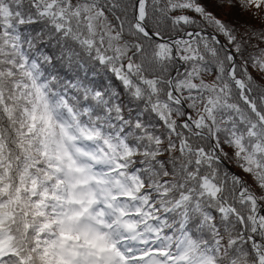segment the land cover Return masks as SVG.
Here are the masks:
<instances>
[{
	"label": "snow or ice",
	"instance_id": "6c2138e0",
	"mask_svg": "<svg viewBox=\"0 0 264 264\" xmlns=\"http://www.w3.org/2000/svg\"><path fill=\"white\" fill-rule=\"evenodd\" d=\"M0 264H264V0H0Z\"/></svg>",
	"mask_w": 264,
	"mask_h": 264
}]
</instances>
